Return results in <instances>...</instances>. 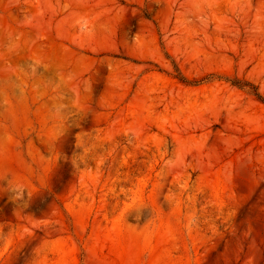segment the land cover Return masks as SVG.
<instances>
[{"label": "rangeland", "instance_id": "rangeland-1", "mask_svg": "<svg viewBox=\"0 0 264 264\" xmlns=\"http://www.w3.org/2000/svg\"><path fill=\"white\" fill-rule=\"evenodd\" d=\"M255 92L264 0H0V264H264Z\"/></svg>", "mask_w": 264, "mask_h": 264}, {"label": "trees", "instance_id": "trees-1", "mask_svg": "<svg viewBox=\"0 0 264 264\" xmlns=\"http://www.w3.org/2000/svg\"><path fill=\"white\" fill-rule=\"evenodd\" d=\"M234 85H238V84H234ZM254 95L260 100V101H264L263 98L257 94L256 92L254 93Z\"/></svg>", "mask_w": 264, "mask_h": 264}]
</instances>
